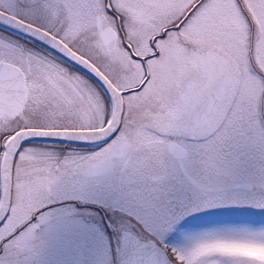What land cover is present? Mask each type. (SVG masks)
I'll return each mask as SVG.
<instances>
[{
  "label": "snow or ice",
  "instance_id": "obj_1",
  "mask_svg": "<svg viewBox=\"0 0 264 264\" xmlns=\"http://www.w3.org/2000/svg\"><path fill=\"white\" fill-rule=\"evenodd\" d=\"M0 264H264V0H0Z\"/></svg>",
  "mask_w": 264,
  "mask_h": 264
}]
</instances>
